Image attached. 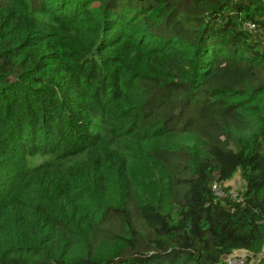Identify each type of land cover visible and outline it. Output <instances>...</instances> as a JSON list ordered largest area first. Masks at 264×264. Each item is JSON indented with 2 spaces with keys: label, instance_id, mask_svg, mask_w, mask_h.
<instances>
[{
  "label": "trees",
  "instance_id": "1",
  "mask_svg": "<svg viewBox=\"0 0 264 264\" xmlns=\"http://www.w3.org/2000/svg\"><path fill=\"white\" fill-rule=\"evenodd\" d=\"M244 253L264 264V0H0V264Z\"/></svg>",
  "mask_w": 264,
  "mask_h": 264
},
{
  "label": "built area",
  "instance_id": "2",
  "mask_svg": "<svg viewBox=\"0 0 264 264\" xmlns=\"http://www.w3.org/2000/svg\"><path fill=\"white\" fill-rule=\"evenodd\" d=\"M215 190L217 191V195H220L221 192L218 190V187L215 186ZM248 255L246 253L241 255H233L229 258L228 263L229 264H249L247 261Z\"/></svg>",
  "mask_w": 264,
  "mask_h": 264
},
{
  "label": "rangeland",
  "instance_id": "3",
  "mask_svg": "<svg viewBox=\"0 0 264 264\" xmlns=\"http://www.w3.org/2000/svg\"><path fill=\"white\" fill-rule=\"evenodd\" d=\"M184 140H185V138H183V141ZM135 168H136V170L134 172L135 174H137V175H142L143 174V170L140 167H135Z\"/></svg>",
  "mask_w": 264,
  "mask_h": 264
}]
</instances>
